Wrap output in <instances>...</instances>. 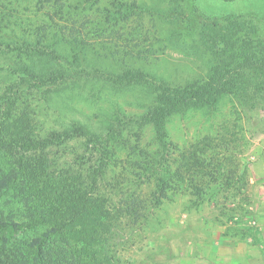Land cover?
<instances>
[{
    "label": "rangeland",
    "instance_id": "rangeland-1",
    "mask_svg": "<svg viewBox=\"0 0 264 264\" xmlns=\"http://www.w3.org/2000/svg\"><path fill=\"white\" fill-rule=\"evenodd\" d=\"M24 44L31 54L52 44L68 55L62 63L45 50L70 70L52 82L84 68L135 69L180 86L237 53L264 57V0H0V96L30 65ZM263 72L249 65L232 73L239 91L171 117L164 153L153 125L133 123L155 101L145 86L98 78L19 87L10 118L0 100V120L32 142L13 153L0 147V176L18 161L77 177L108 213L98 225L101 264H264ZM142 149L152 155L146 172L133 161ZM156 177L169 185L159 205ZM16 186L0 195V210L25 220ZM29 206L43 210L35 200ZM42 230L20 236V245Z\"/></svg>",
    "mask_w": 264,
    "mask_h": 264
},
{
    "label": "trees",
    "instance_id": "trees-1",
    "mask_svg": "<svg viewBox=\"0 0 264 264\" xmlns=\"http://www.w3.org/2000/svg\"><path fill=\"white\" fill-rule=\"evenodd\" d=\"M52 44L60 47L59 40H54ZM52 44L42 45L37 54H31L28 50L29 44H24L21 50L34 56L30 65L24 63L22 69L20 68L22 71L20 80L8 86L0 96V100L10 103L6 118L11 117L12 110H15L17 106L18 97L13 95L19 87L27 89L33 86L37 90L52 89L61 83L71 82L72 84L80 79L84 81L100 79L104 85L113 87L142 85L151 91L155 101L149 110L135 118L133 123L139 128L153 125L159 152L162 153L166 152L168 147L167 122L171 117L189 109L213 106L227 93L239 91L241 88L238 86V80L234 78L230 80L232 73L239 74L249 65L255 72L264 70V57L256 61L248 57L242 58V54L237 53L231 56L230 62L222 59L206 79L191 81L180 86L166 83L135 69L107 71L84 68L80 72L79 70L73 72V75L78 72L76 76L70 74L68 78H61L59 82H52L53 76L59 77L70 73L64 65H56L51 61V58H57L56 54L66 59L62 63L68 60V55H60L59 48ZM30 45L34 46L32 43ZM47 48L50 49L49 53L53 54L50 59L46 58L49 55L45 51ZM80 57L81 53L76 52L75 60L80 61ZM80 129L78 128L77 131ZM66 136L70 134L67 133ZM28 142L32 141L23 138L16 124H10L5 118L3 121L0 120V147L13 153L16 149L25 147ZM135 154H137L136 151ZM159 155L157 153L154 157ZM137 156L139 158L133 160L135 165L145 172L149 171L152 168V155L142 149ZM2 171L0 169V174ZM7 172L8 174L0 176V195L8 193L14 185H18V188L16 186L14 189L17 188L22 196L16 197L23 198L28 210H24L25 220L16 219L21 217L18 210H0V264H101L102 255L97 248L101 241L98 236V225H103V222L108 219V213L102 208L100 201L93 198L92 192L87 191L82 183L76 181L77 177L18 161L8 168ZM157 177L154 205L161 203L162 197L169 188L165 178L157 180ZM34 200L39 202L43 210L30 209V202ZM14 211L15 214H13ZM39 229H43L40 234L20 245V236Z\"/></svg>",
    "mask_w": 264,
    "mask_h": 264
}]
</instances>
